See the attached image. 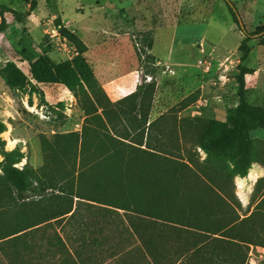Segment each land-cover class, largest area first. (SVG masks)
<instances>
[{
  "label": "rangeland",
  "instance_id": "374dc122",
  "mask_svg": "<svg viewBox=\"0 0 264 264\" xmlns=\"http://www.w3.org/2000/svg\"><path fill=\"white\" fill-rule=\"evenodd\" d=\"M36 3L0 0V264H264V0Z\"/></svg>",
  "mask_w": 264,
  "mask_h": 264
},
{
  "label": "trees",
  "instance_id": "16d2710c",
  "mask_svg": "<svg viewBox=\"0 0 264 264\" xmlns=\"http://www.w3.org/2000/svg\"><path fill=\"white\" fill-rule=\"evenodd\" d=\"M33 5H36L37 3H36V0H29ZM232 9V11H233V15H234V17H235V19H236V21L237 22H240L239 21V13H238V10H237V8L236 7H232L231 8ZM11 11H13L14 13H16L17 15H20V16H23V15H26V13H21V12H19V11H17V10H15V9H10ZM7 27H8V21H7V19H6V17L1 13V11H0V32H4L6 29H7ZM69 33V32H68ZM70 34V33H69ZM73 36H75V35H73ZM32 67V66H31ZM31 72H32V75H33V77L34 78H36L38 81H41V82H47V81H50V79H39V78H37L36 77V73L34 72V69L32 68L31 69ZM11 81H10V79H9V83H10ZM3 153L7 156V157H12V156H14L15 155V152H6V151H3ZM19 180V186H21V187H25L26 186V183L22 180V179H18ZM29 203H35L34 202V200H31ZM35 204H37V205H39V203H35ZM68 204H69V208L67 209V211H65L63 214H67V213H69V212H71V210H72V205H71V203H70V201H68ZM44 220H46V219H44ZM35 224H37V223H33L32 225H35Z\"/></svg>",
  "mask_w": 264,
  "mask_h": 264
},
{
  "label": "water",
  "instance_id": "95a60500",
  "mask_svg": "<svg viewBox=\"0 0 264 264\" xmlns=\"http://www.w3.org/2000/svg\"><path fill=\"white\" fill-rule=\"evenodd\" d=\"M232 6H233V5H232ZM238 17H239V21H240L241 26L244 28V25H243V23H242V21H241L240 16H238Z\"/></svg>",
  "mask_w": 264,
  "mask_h": 264
},
{
  "label": "built area",
  "instance_id": "2783aa9c",
  "mask_svg": "<svg viewBox=\"0 0 264 264\" xmlns=\"http://www.w3.org/2000/svg\"><path fill=\"white\" fill-rule=\"evenodd\" d=\"M58 33V32H57Z\"/></svg>",
  "mask_w": 264,
  "mask_h": 264
}]
</instances>
